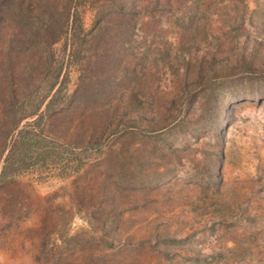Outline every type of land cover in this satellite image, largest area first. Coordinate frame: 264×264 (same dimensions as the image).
<instances>
[{
	"label": "rangeland",
	"instance_id": "rangeland-1",
	"mask_svg": "<svg viewBox=\"0 0 264 264\" xmlns=\"http://www.w3.org/2000/svg\"><path fill=\"white\" fill-rule=\"evenodd\" d=\"M26 124L0 264H264V0H0Z\"/></svg>",
	"mask_w": 264,
	"mask_h": 264
},
{
	"label": "trees",
	"instance_id": "trees-1",
	"mask_svg": "<svg viewBox=\"0 0 264 264\" xmlns=\"http://www.w3.org/2000/svg\"><path fill=\"white\" fill-rule=\"evenodd\" d=\"M57 101V95H54L53 98L51 99V101L49 102L48 108L53 107L56 104ZM35 114H31L28 116H34ZM27 117V116H26ZM26 117H22L19 121H22L23 119H25ZM42 122V116L40 115L35 121H34V125H40V123ZM31 125L26 124L24 125V127L20 130L18 138L15 140V143L12 146V149L10 150L7 159H6V165L4 168V171L1 175V180L6 178V174L8 173L9 168H11L14 164L16 163H26L27 160L29 159L28 154H29V150L32 147V145L34 144V136L32 134L31 136V132L28 131L29 127Z\"/></svg>",
	"mask_w": 264,
	"mask_h": 264
}]
</instances>
